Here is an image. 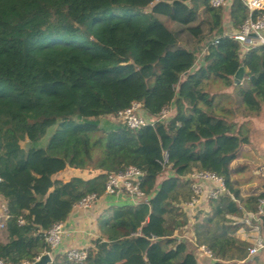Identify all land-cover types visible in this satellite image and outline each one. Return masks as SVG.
<instances>
[{"label": "trees", "instance_id": "trees-1", "mask_svg": "<svg viewBox=\"0 0 264 264\" xmlns=\"http://www.w3.org/2000/svg\"><path fill=\"white\" fill-rule=\"evenodd\" d=\"M225 9L210 0H0V199L9 215L0 260L49 253L46 233L129 167L143 173L145 201L104 211L84 262L57 251L49 264H199L180 237L189 176L199 171L223 178L228 194L207 202L214 214L197 225V244L215 264L246 258L232 218L262 208L264 234V189L243 197L231 168L250 129L223 115L206 87L212 79L238 86L242 114H261L264 45L244 51L229 37L250 15L242 0ZM241 66L247 87L233 81ZM133 102L155 119L167 107L174 113L139 129L109 119ZM69 169L94 173L57 177Z\"/></svg>", "mask_w": 264, "mask_h": 264}, {"label": "built area", "instance_id": "built-area-1", "mask_svg": "<svg viewBox=\"0 0 264 264\" xmlns=\"http://www.w3.org/2000/svg\"><path fill=\"white\" fill-rule=\"evenodd\" d=\"M233 0H210L211 6L214 8H227ZM248 7L250 15L240 30H233L229 37L237 40L243 47L244 51H248L253 46L264 45V0H242ZM255 12H257L255 14ZM256 35V37H251ZM173 107L164 108L158 118L150 117L142 107L140 102H133L131 106L125 110L119 111L115 116H109L113 120H117L125 124L131 129H139L147 125L153 126L156 122H166L171 117ZM144 113L145 118L142 116ZM166 160V159H165ZM93 174V171H89ZM143 173L135 168H126L123 172L110 174L106 183L105 194L102 196H124L132 205L142 203L146 199V195L139 187L140 179ZM191 180V188L193 191L192 200L186 204L187 209H196L203 202L216 200L223 194H228V190L223 178L208 171H199L189 176ZM95 194H90L78 202L73 211L91 212L97 206L98 201L102 198ZM263 203V202H262ZM261 215L263 209L259 208L258 212H244L239 218L233 217L234 224L238 226V233L242 235L248 242V257L258 254H264V234L262 232ZM9 219L5 204L0 211V229H4ZM23 224V221H19ZM95 223V222H94ZM93 227V224H91ZM91 230L95 234L97 228ZM89 233V235L92 233ZM80 230H74L66 226V223L55 224L45 235L46 243L50 248L48 253L51 257L57 252L64 242L71 238L74 233ZM96 238V236L94 237ZM88 248L72 247L65 250L66 257L75 263H82L86 260ZM197 252L204 254L209 258H213L212 253L205 246L197 244ZM40 259L38 257L34 262L23 261L19 264H34ZM0 264H13L5 260H0Z\"/></svg>", "mask_w": 264, "mask_h": 264}, {"label": "rangeland", "instance_id": "rangeland-1", "mask_svg": "<svg viewBox=\"0 0 264 264\" xmlns=\"http://www.w3.org/2000/svg\"><path fill=\"white\" fill-rule=\"evenodd\" d=\"M224 21L226 26L229 25V20L226 14ZM167 24L173 30H177L176 25H171L168 22ZM180 41L182 44H186L189 48L192 46L191 37L186 33H182L180 35ZM247 86L248 84L245 83L244 87ZM206 90L210 93L218 95L216 103L218 104V108H221V111H224L222 112L223 115L227 116L231 120L239 122L240 124H247V127L250 129V144L242 147L238 158L232 164L231 178L234 182V185L241 191V195L243 197H247L252 193H258L262 191L264 189V110L257 116H247L246 114H242L243 109H245L246 106L239 94L240 87L235 86L227 88L224 81L221 79H212L207 82ZM171 111L172 116L174 113L173 109ZM142 116L145 118L144 113ZM48 139L49 135L45 137L43 143H47ZM85 176L89 177L90 173H86ZM60 177L66 178L68 175L65 173V176L63 175ZM3 206L4 203L0 199V211L2 210ZM193 210L194 213H192L191 216H195L200 211L198 208ZM92 224L96 229L97 224L94 222ZM98 235L99 233L97 230L95 236L97 237ZM4 240L5 235H1L0 241Z\"/></svg>", "mask_w": 264, "mask_h": 264}, {"label": "crops", "instance_id": "crops-1", "mask_svg": "<svg viewBox=\"0 0 264 264\" xmlns=\"http://www.w3.org/2000/svg\"><path fill=\"white\" fill-rule=\"evenodd\" d=\"M233 31V29L231 30ZM245 72L247 70L245 69ZM247 78H244L242 83H246ZM67 173L68 177L63 178L60 176H65ZM88 172H82L78 170L69 169L64 172H61L57 175L59 179L67 180L71 176H81L83 178L86 177L85 174ZM124 204H131V202L124 196H104L102 197L94 210L91 212H83V211H73L69 218L67 219L66 226L74 229L80 230V232H76L72 235L71 238L67 239L64 242V245L60 247L58 250L59 252H64L65 250L72 248V247H82V248H89L94 240V233L91 230L92 223L95 222L97 224L99 217L101 214L106 211L111 206L115 205H124ZM200 210L195 216H191L194 213L193 209L185 208L186 214L188 216L189 222L187 227L183 230L182 235L180 237L189 243L190 249L195 253L199 264H215L217 261L213 258H209L204 254H199L197 252V235H196V227L199 224H203L206 222L208 217L213 216V211L207 202H203V204L198 207ZM193 211V212H192ZM95 219V220H94ZM93 228V227H92ZM238 228L232 232V235L239 240H242L248 244L247 241L242 237L240 233H238ZM92 233L89 235V233ZM236 264H264V254H258L253 257H248V254L245 259L235 261ZM222 264H230L229 261H222Z\"/></svg>", "mask_w": 264, "mask_h": 264}, {"label": "water", "instance_id": "water-1", "mask_svg": "<svg viewBox=\"0 0 264 264\" xmlns=\"http://www.w3.org/2000/svg\"><path fill=\"white\" fill-rule=\"evenodd\" d=\"M251 37H256V35H251ZM244 78H247V74L245 72V68L241 66L233 76L234 84L241 85ZM30 147H31V143L27 141L24 145V148L29 149ZM51 261H52V257L48 253H45L34 264H49Z\"/></svg>", "mask_w": 264, "mask_h": 264}]
</instances>
